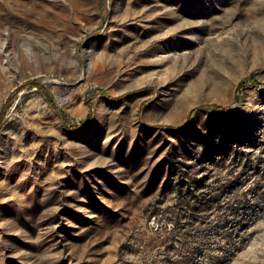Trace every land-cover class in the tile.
Here are the masks:
<instances>
[{"label":"rangeland","instance_id":"rangeland-1","mask_svg":"<svg viewBox=\"0 0 264 264\" xmlns=\"http://www.w3.org/2000/svg\"><path fill=\"white\" fill-rule=\"evenodd\" d=\"M0 264H264V0H0Z\"/></svg>","mask_w":264,"mask_h":264},{"label":"trees","instance_id":"trees-1","mask_svg":"<svg viewBox=\"0 0 264 264\" xmlns=\"http://www.w3.org/2000/svg\"><path fill=\"white\" fill-rule=\"evenodd\" d=\"M30 84H33V83H30ZM241 86H242V83H239V88H240ZM89 104H90L91 107L93 106V102H92V100H89ZM203 106L206 107V105H203ZM214 106H217V108H221V109L225 108V106H222V105H214ZM91 116H92V114H91V112H90L89 115H88V117H87V119L84 121V124H86V123L89 122Z\"/></svg>","mask_w":264,"mask_h":264}]
</instances>
